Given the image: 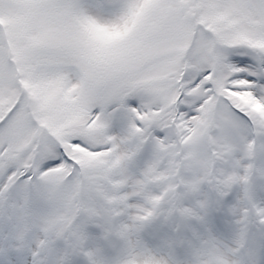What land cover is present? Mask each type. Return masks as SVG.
I'll return each mask as SVG.
<instances>
[{
	"label": "snow or ice",
	"instance_id": "snow-or-ice-1",
	"mask_svg": "<svg viewBox=\"0 0 264 264\" xmlns=\"http://www.w3.org/2000/svg\"><path fill=\"white\" fill-rule=\"evenodd\" d=\"M0 264H264V0H0Z\"/></svg>",
	"mask_w": 264,
	"mask_h": 264
}]
</instances>
